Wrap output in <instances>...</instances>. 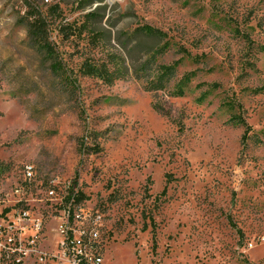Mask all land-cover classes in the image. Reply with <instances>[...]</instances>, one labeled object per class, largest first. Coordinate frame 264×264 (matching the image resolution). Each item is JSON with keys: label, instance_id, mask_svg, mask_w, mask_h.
Returning <instances> with one entry per match:
<instances>
[{"label": "rangeland", "instance_id": "1", "mask_svg": "<svg viewBox=\"0 0 264 264\" xmlns=\"http://www.w3.org/2000/svg\"><path fill=\"white\" fill-rule=\"evenodd\" d=\"M117 53L122 80L80 76ZM153 53L176 73L149 92ZM64 230L101 264H264V0H0V264H61Z\"/></svg>", "mask_w": 264, "mask_h": 264}, {"label": "trees", "instance_id": "2", "mask_svg": "<svg viewBox=\"0 0 264 264\" xmlns=\"http://www.w3.org/2000/svg\"><path fill=\"white\" fill-rule=\"evenodd\" d=\"M93 14V13H91ZM89 23L86 21V24H82L79 27L70 28L69 30H65V28H61L60 33L63 35H67L68 37H73L74 35L80 36L84 30H87L89 26H92V22L96 21L95 17H89ZM47 25L44 19L40 18L38 15H33V18L30 22L27 23V35L29 39L33 41V44L37 50L40 52L44 51L48 54L49 57H52V52L50 51V45L48 42ZM66 31H69L67 34ZM134 34L141 35L143 37L152 39H161L164 37V34L155 29L150 28L148 26H140L136 27L134 30ZM104 37L98 39L102 41ZM119 47L126 49L125 43H119ZM158 51V50H157ZM160 54L162 53V49L160 48ZM159 53V52H158ZM157 53H153L148 59L142 61L135 68V78L140 80H144V90L149 92L164 90L169 82L174 78L176 73L175 65H162L158 64L155 61ZM110 58L108 61L95 63L93 61L81 62L79 66L80 76L83 77H96L99 80H102L105 84H113L115 81L122 80L129 74V63H127L126 58L122 56V54H109ZM64 67L61 65L53 64V71L59 73V70H63L67 73ZM72 70V69H71ZM192 74H184L181 84H185L190 79ZM66 92L69 91V88L65 89Z\"/></svg>", "mask_w": 264, "mask_h": 264}, {"label": "built area", "instance_id": "3", "mask_svg": "<svg viewBox=\"0 0 264 264\" xmlns=\"http://www.w3.org/2000/svg\"><path fill=\"white\" fill-rule=\"evenodd\" d=\"M31 165L26 166L24 169V175L30 179L31 176ZM50 195H54V191L50 190ZM75 194L72 192L67 195L66 198V207L64 209V217L66 222L68 223L69 218L72 212V205L75 202ZM100 220V216L96 215L93 219L94 223H98ZM64 222V224L66 223ZM64 226V225H63ZM63 241L60 245L61 264H101L102 258L99 255H95L92 252V239L87 238L85 233H80L78 237H75L71 234V230L61 232ZM96 235V234H95ZM93 235V237H95ZM89 236H92L90 233ZM42 257H47L45 254H41Z\"/></svg>", "mask_w": 264, "mask_h": 264}]
</instances>
